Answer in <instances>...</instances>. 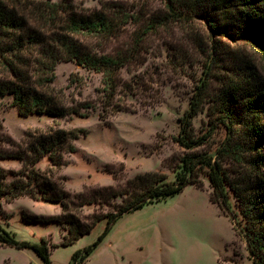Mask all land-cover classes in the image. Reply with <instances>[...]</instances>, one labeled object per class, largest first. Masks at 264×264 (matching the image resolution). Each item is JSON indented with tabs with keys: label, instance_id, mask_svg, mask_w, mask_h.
<instances>
[{
	"label": "rangeland",
	"instance_id": "rangeland-1",
	"mask_svg": "<svg viewBox=\"0 0 264 264\" xmlns=\"http://www.w3.org/2000/svg\"><path fill=\"white\" fill-rule=\"evenodd\" d=\"M101 1L85 0V3L93 8L100 7ZM113 1L139 17L140 22L129 23L126 28L130 37L122 35L114 44L122 50L128 43L134 48V58L117 72L118 86L112 98H108L111 89L104 90L102 72L63 60L57 65L53 85L62 97L65 95L69 105L90 102L91 108L81 110L88 112V116L21 115L12 95L2 98L0 106L3 125L0 152L16 149L8 141L10 138L24 146L26 134L31 131L46 132L53 127L85 130L74 140L76 151L65 153L61 167L53 165L48 156L36 164L41 175L59 178L72 196L89 194L92 190L109 191L101 194L108 203L70 207L68 212L82 223L120 209L127 194L132 195L131 180L138 175L158 171L167 175L164 181H174L186 154L216 157L229 132L223 124L228 122L223 121L219 111L226 106L225 100L238 125L264 119L263 106L249 111L244 104L248 93L237 92L238 86L246 87L252 78L264 81V57L244 39H231L212 28L208 15H214L211 19L216 27L231 23L222 10L207 8L199 0H186L193 9H184L180 20L168 19L148 30L145 28L152 18L167 13V0ZM108 52L112 53L110 49ZM205 78L209 83L208 94L193 123L197 134L211 127L213 133L204 145L187 150L173 137L180 132L181 117L190 107L196 86ZM130 84L134 88L128 91ZM107 100L111 105L105 108ZM234 140L245 142L246 134L239 132ZM254 153L242 152L241 162L223 161L232 179H240L252 171L250 161ZM259 155H264V150H259ZM0 166L6 170L8 185L18 177L27 181L25 175L19 174L29 170L24 160L0 158ZM259 173L264 175V162L259 165ZM201 178L203 186L188 184L180 193L123 216L86 264H253L243 229L245 219L232 191L227 210L211 200L213 188L208 176L203 173ZM111 190L119 193L112 199ZM23 214L62 216V205L27 195L12 201L3 199L0 222L4 228L19 239L33 242H39L45 235L51 244L52 264H68L73 252L94 241L106 224V218L100 220L91 233L65 245L64 236L70 223L61 219L29 224ZM0 264L45 263L30 248L0 243Z\"/></svg>",
	"mask_w": 264,
	"mask_h": 264
},
{
	"label": "trees",
	"instance_id": "trees-1",
	"mask_svg": "<svg viewBox=\"0 0 264 264\" xmlns=\"http://www.w3.org/2000/svg\"><path fill=\"white\" fill-rule=\"evenodd\" d=\"M199 1L217 12L222 10L225 17L231 21L228 25L221 24L216 27V23L211 19L214 15L212 17L208 15L213 29L217 28L221 34L231 39L235 37L244 39L264 57V0ZM167 2V13L152 18L145 29L165 24L168 19L180 20L184 9H193L192 3L186 0ZM100 4V7L92 8L86 5L85 0H0V106L2 98L12 95L21 115L38 113L55 117L88 116V112L83 113L81 110L91 108L90 102L69 105L64 99L65 95L62 97V93L53 85L57 76V65L63 60L75 61L88 70L102 72L105 92L111 89L108 98L115 95L118 86L117 72L134 58V48L127 46L126 43L124 48L119 50L114 44L122 35L130 37L126 26L131 22H140V18L116 1L102 0ZM88 40L90 41L87 42ZM109 49L112 53L108 52ZM72 81L73 76L70 78L71 83ZM242 87L238 86L237 92L241 93L243 90L248 93L245 95L244 104L249 111L260 106L264 108V81L252 78L250 82L248 80L246 87ZM128 88L134 87L130 84L126 89L129 91ZM208 88L206 78L196 86L190 107L181 117L180 132L173 137L179 146L187 150L204 145L213 133L211 127L197 134L193 123L205 102ZM109 100L105 101L107 103L105 108L111 105V103L108 105ZM224 102L226 106L219 111L223 114V121L228 122L227 125L223 124L229 132L222 141L216 157L208 154H186L182 159V169L177 172L174 181H164L167 175L158 171L138 175L131 180L134 190L132 195L127 194L121 208L113 213L96 216L90 223H82L68 210L71 206L83 207L96 202L103 204L104 201L108 203L109 201L101 194H108L109 191L92 190L93 192L89 194L76 193L72 196L65 190L59 178L41 175L36 167L44 156H48L53 165L61 167L64 164L65 153L76 151L74 140L81 133H85V130L53 127L46 132L31 131L26 134L24 146L12 138L8 139L16 149L12 152H0V158L24 160L29 170L27 173L19 172L21 176L27 177V181L23 177H18L8 185L5 181L6 170L0 166V218L3 199L12 201L27 195L34 200L58 202L64 210L62 216L28 217L23 214L22 217L26 222L50 223L62 219L63 222L70 223L64 236L65 245L74 244L76 240L91 233L96 224L106 218V224L96 239L75 250L68 263L86 264L89 256L125 213L165 200L182 192L188 184L203 186L201 174L205 173L213 188L211 194L213 202L228 210L232 191L245 219L243 229L252 263L264 264V175L259 173V165L264 162V155H259V150H264V119L261 121L258 118L251 123L242 122L238 125L228 108L229 102L226 100ZM2 128L0 122V130ZM239 132L246 134L247 141L241 143L234 140ZM245 151L255 152L250 161L253 169L248 175L234 180L223 161L232 159L241 162L243 160L241 153ZM110 192L111 199L119 194L113 190ZM0 243L18 249L30 248L45 264H52L51 244L45 236H42L39 242L19 239L0 222Z\"/></svg>",
	"mask_w": 264,
	"mask_h": 264
},
{
	"label": "crops",
	"instance_id": "crops-1",
	"mask_svg": "<svg viewBox=\"0 0 264 264\" xmlns=\"http://www.w3.org/2000/svg\"><path fill=\"white\" fill-rule=\"evenodd\" d=\"M134 211H135V210H134ZM132 212H133V211H132ZM128 213H131V212H128ZM128 213H125L123 216H125V215L128 214ZM123 216H122V217H123ZM122 217H121V218H122ZM121 218H119V220H120ZM119 220H118V221H119ZM118 221H117V222H118ZM117 222H116V223H117ZM28 223H29V224H32V223H35V222H28ZM116 223H115V224H116ZM115 224H114V225H115ZM113 227H114V226H113ZM112 229H113V228H112ZM111 231H112V230H111ZM111 231H110V232H111ZM43 236H45V235H43ZM41 237H42V236H41ZM106 237H107V236H106ZM106 237H105V238H106ZM40 239H41V238H40ZM78 240H79V239H78ZM102 242H103V241H102ZM102 242H101V243H102ZM89 257H90V256H89Z\"/></svg>",
	"mask_w": 264,
	"mask_h": 264
}]
</instances>
